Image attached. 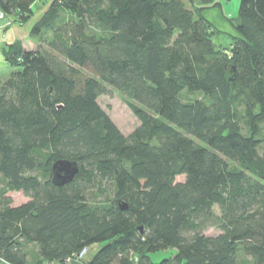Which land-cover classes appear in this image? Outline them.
Masks as SVG:
<instances>
[{"label": "trees", "instance_id": "obj_1", "mask_svg": "<svg viewBox=\"0 0 264 264\" xmlns=\"http://www.w3.org/2000/svg\"><path fill=\"white\" fill-rule=\"evenodd\" d=\"M35 1L0 9L24 23ZM194 3L53 0L32 27L37 48L8 46L0 264H29L35 249L39 264H64L94 244L83 264H264V0H240L236 18ZM208 6L229 46L215 43ZM109 86L132 98L129 135L98 103ZM58 158L79 163L67 185L51 182ZM12 191L29 199L12 206Z\"/></svg>", "mask_w": 264, "mask_h": 264}, {"label": "rangeland", "instance_id": "obj_2", "mask_svg": "<svg viewBox=\"0 0 264 264\" xmlns=\"http://www.w3.org/2000/svg\"><path fill=\"white\" fill-rule=\"evenodd\" d=\"M221 3L222 10L224 11V14L231 18H236L239 12V5L240 0H217ZM195 5L201 6V0H195ZM192 5L191 8L195 9V5ZM196 10V9H195ZM206 11L208 12V16L212 21H214L216 24H221L220 29L222 28L223 32L217 33V35H214L213 39L215 43H219L224 46H229L231 42V36L229 35L228 29L224 25L225 23L221 21V17L218 14V10L215 8H209V6L206 8ZM215 30V29H214ZM45 37H52V32H47ZM41 39V38H40ZM37 48V47H36ZM15 70V68L11 65V71ZM203 94L201 92L198 93H190L188 91H185L183 93V98L187 99H196V98H203ZM132 101V98L123 91H118L117 89L109 86L108 87V93L102 94L99 99L98 103L101 104L102 108L105 110L107 114H109L110 118L114 121V123L119 127L121 132H123L125 135H129L133 132L134 129H136L139 124V119L135 113L130 109L129 102ZM264 137V135H263ZM260 151L264 152V143L260 147ZM179 180H185V177L183 175H179L177 178V181ZM7 196H10L12 199V206L20 205L22 203H25L29 197L27 195H24L22 191H15V192H8L6 194ZM205 232L209 235H215L218 234L220 231L216 228H208L205 230ZM176 250L175 249H167V250H160L157 252L150 253L151 259L153 262H160L164 258H171L175 255Z\"/></svg>", "mask_w": 264, "mask_h": 264}, {"label": "crops", "instance_id": "obj_3", "mask_svg": "<svg viewBox=\"0 0 264 264\" xmlns=\"http://www.w3.org/2000/svg\"><path fill=\"white\" fill-rule=\"evenodd\" d=\"M53 0H36L31 5L33 14L29 21L21 22L15 15L6 14L2 9L0 14V82L10 77L11 63L7 60V54L5 53L9 45L22 44L26 50H34L40 42V36L35 35L32 32V27L40 21L42 15L50 8V4ZM63 16L67 17L69 14L62 11ZM100 248L99 244L90 246V251L87 254L88 260L94 255V253ZM30 255L29 264H39L37 249ZM87 260V261H88ZM40 264H63L61 261L40 262ZM64 264H83V261L78 259H72Z\"/></svg>", "mask_w": 264, "mask_h": 264}, {"label": "water", "instance_id": "obj_4", "mask_svg": "<svg viewBox=\"0 0 264 264\" xmlns=\"http://www.w3.org/2000/svg\"><path fill=\"white\" fill-rule=\"evenodd\" d=\"M51 182L56 186H63L69 184L80 173V166L78 161L58 158L51 166ZM128 204L121 203V209L126 210Z\"/></svg>", "mask_w": 264, "mask_h": 264}, {"label": "built area", "instance_id": "obj_5", "mask_svg": "<svg viewBox=\"0 0 264 264\" xmlns=\"http://www.w3.org/2000/svg\"><path fill=\"white\" fill-rule=\"evenodd\" d=\"M0 14H2L1 10H0ZM90 251V247H84L83 250H81L80 252H78L77 254H75L73 257H67L65 258V262L71 261L73 258L74 259H78L81 261H84L86 259V256L88 254V252ZM2 264H10L9 262H5L4 260L1 259Z\"/></svg>", "mask_w": 264, "mask_h": 264}]
</instances>
